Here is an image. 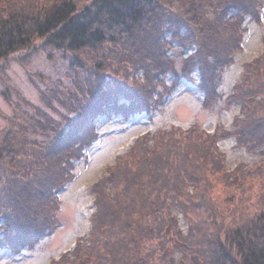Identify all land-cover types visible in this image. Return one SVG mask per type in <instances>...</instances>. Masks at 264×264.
I'll return each instance as SVG.
<instances>
[{"label":"trees","instance_id":"16d2710c","mask_svg":"<svg viewBox=\"0 0 264 264\" xmlns=\"http://www.w3.org/2000/svg\"><path fill=\"white\" fill-rule=\"evenodd\" d=\"M93 1L83 8L72 0L57 2L52 9L34 0L0 6V60L42 40L71 53L73 72L91 69L88 88L75 81L80 97L62 98L53 88L52 97L42 94L43 101H60L81 115L73 133L80 145L70 146V132L40 111L30 118L22 113L24 124L16 123L21 131L3 134L0 202L5 198L10 203L3 204L7 209L0 217L1 250L38 243L57 226L58 194L71 178L83 143H91L84 136H96L94 117L128 116L137 106L156 111L165 104V97L158 104L146 96L155 100L147 90L170 63L168 35L195 41L184 73L199 70L202 87L214 89L221 69L234 59L233 46L243 39L245 15L259 20L263 5L262 0H211L208 5L206 0ZM84 56L93 60L91 67ZM246 70L229 97L241 105L236 130L220 132H233L239 145L259 150L262 162L228 172L217 147L220 136L196 125L147 132L93 184L91 231L52 264H172L173 245L180 249L181 264H264V52ZM72 117L65 119L68 126ZM27 130L46 131L45 142L53 134L39 155L28 133H22ZM142 213L148 222L142 223Z\"/></svg>","mask_w":264,"mask_h":264},{"label":"rangeland","instance_id":"374dc122","mask_svg":"<svg viewBox=\"0 0 264 264\" xmlns=\"http://www.w3.org/2000/svg\"><path fill=\"white\" fill-rule=\"evenodd\" d=\"M60 1L62 0H34L41 5L50 4V9ZM72 1L82 8L94 3L93 0ZM9 2L11 0H0V6L7 5ZM18 2L20 5H25L31 4L33 0H18ZM209 2L212 1L206 0L203 3L208 5ZM262 4V16L259 20L251 14L245 15L242 23L243 39L238 45L233 46L236 51L233 61L228 62L221 69V79H216L219 83L215 81L218 89L217 85L214 89L205 85L203 88L200 83L202 73L199 70L192 68L184 73L186 58L195 52V41L188 37L182 41L168 35L165 52L168 54L167 59H170V63L165 70L158 72V79L152 83L154 88L147 90V95L148 93L156 95L155 100L151 96H146L147 101L150 97L151 101L158 104H160L158 102L160 98L165 97V104L160 105L156 111H147V109L143 111L137 106L135 113L128 116L121 114L109 116L103 113L94 117L96 136L93 135L91 138L84 136V140L91 143L86 147L85 143L83 147L81 146L82 150L78 152V157L74 158L72 163L74 166L71 170V178L58 194L59 209L55 215L58 219L57 226L49 228L50 231H45L46 234L38 243L30 245L23 242L16 249H0V264H52L65 251L71 250L79 237L86 236L92 229L91 215L95 210V197L91 192L93 184L117 163L120 156L126 157L137 139L147 132L157 133L159 130L173 128L187 130L196 125L199 130L214 132L220 136L217 147L225 157L224 168L228 172H233L240 165L252 167L258 162L261 163L263 158L259 150L253 151L239 145L237 137L232 134L236 130L233 124L235 119L237 116L241 117V105L232 100L229 101V97L234 87L244 78L247 71L246 65L264 52V0ZM207 10L210 11V7ZM70 54L69 51L44 45V42L39 40L23 53H15L13 56L0 60V142L6 131L15 129L18 132L21 131L16 123L24 124L21 118L22 113L30 118L38 117L40 111L56 123H62L64 130L70 132L72 136L69 141L70 146H76L79 143V139L73 133L76 132L81 115L74 113L71 110L72 107L62 105L60 101L49 98L51 105L42 100L44 92H48L52 97V88L58 90L56 93L62 98L64 96L66 99H72L77 95L80 97V92H77L80 89L75 88V81L83 88H88L90 80L88 72L91 69L87 71L79 69L73 72L72 67H69L73 59ZM82 60L86 66L91 67L93 60L90 57L84 56ZM136 75L142 79L140 73ZM263 76L264 72L262 78ZM119 97L127 103L130 102L126 95ZM114 112H116L115 109ZM71 116H73V124L68 126L65 119ZM24 121L26 122L27 119ZM222 129L233 132L225 134L220 132ZM93 131V129L88 130L89 134ZM22 133H28V141L33 144L36 155H39L47 143L49 144V139L53 136L51 134L45 142L46 131L44 130H39L37 134H29L28 130ZM185 158L187 159L186 155ZM203 166L204 164L200 168ZM58 173L56 174L59 175ZM2 199L0 217L7 209L3 204L10 203V200L5 203L6 199ZM141 215L142 223L149 221L147 215L143 213ZM180 224L184 228V233H187V224L183 218H180ZM155 255L159 259V253ZM171 257L172 264L182 263L178 246L171 247Z\"/></svg>","mask_w":264,"mask_h":264}]
</instances>
